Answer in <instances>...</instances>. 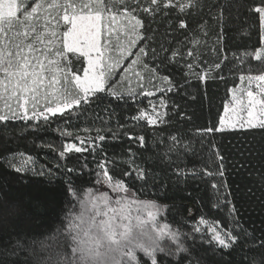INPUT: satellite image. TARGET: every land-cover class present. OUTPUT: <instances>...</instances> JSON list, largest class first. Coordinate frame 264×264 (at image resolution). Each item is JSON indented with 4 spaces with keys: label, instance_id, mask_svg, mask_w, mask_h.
I'll use <instances>...</instances> for the list:
<instances>
[{
    "label": "trees",
    "instance_id": "1",
    "mask_svg": "<svg viewBox=\"0 0 264 264\" xmlns=\"http://www.w3.org/2000/svg\"><path fill=\"white\" fill-rule=\"evenodd\" d=\"M186 2L164 7L162 0L160 12L137 16L145 63L168 80L155 94L103 91L63 113L41 116L42 107L35 116L31 111L26 119L0 121V264H37L48 254L40 242L52 243L46 238L63 230L70 212L80 211L79 198L117 181L130 199L158 206L157 221L179 233L188 251L177 252V243L165 237L161 246L172 254H158L164 264H259L264 130L219 124L241 77L264 73V59L253 57L262 46V23L252 9L261 0H195L181 11L178 5ZM67 62L76 74L85 67L78 54L70 53ZM152 103L163 106L157 124L141 117ZM68 144L84 151L68 152ZM216 233L238 242L223 249ZM49 251L55 258L64 249Z\"/></svg>",
    "mask_w": 264,
    "mask_h": 264
},
{
    "label": "snow or ice",
    "instance_id": "2",
    "mask_svg": "<svg viewBox=\"0 0 264 264\" xmlns=\"http://www.w3.org/2000/svg\"><path fill=\"white\" fill-rule=\"evenodd\" d=\"M161 4L162 0H148V7H144L141 0H0V101H3V107L12 114V118L16 117L18 111L26 119L30 110L34 116L37 114L41 100L45 104L44 110L39 113L41 116L45 112L52 115L63 113L82 101L86 103L91 93L103 90L101 85L106 72L115 67L116 62H103L102 48L107 49L111 43L108 38L102 42L105 30L110 37L112 29L109 25L115 24L120 17L131 23L133 30L138 26L143 27L142 20L137 16L140 13L154 15L161 11ZM171 5L172 0H167L163 6ZM194 6L195 0L178 5L181 11ZM252 10L264 22V0ZM105 19L109 25L104 23ZM180 27L186 28L187 25L180 21ZM57 43L62 47L58 48ZM129 43L135 44V40ZM161 49L164 50L163 46ZM66 53H78L88 58L83 77L72 71ZM92 53H96V56L93 57ZM140 54H146L143 48ZM188 55L192 56L193 53L189 52ZM262 58L264 52H258L256 59ZM61 62H65L64 67H61ZM253 79L264 81V75L249 77L250 82ZM258 87L259 98L252 91L247 93L246 108L250 119L247 125L240 123L242 129L247 126L249 129L264 130V119H257L254 114L255 110L264 116V87ZM234 100L243 105L240 97L234 96ZM13 104L16 111H13ZM8 119V115L0 114V121ZM149 122L154 123L152 120ZM99 139L103 141L104 137L100 136ZM140 140L143 141V137ZM73 150L84 151L75 144L66 146V151ZM102 175L111 182L107 170H103ZM143 177L144 172L137 169V178ZM112 189L117 194L128 191L122 181L114 183ZM69 191L77 195L74 189L70 188ZM130 203L120 198L113 207L107 193L94 195L89 191L79 198L80 211L70 212L65 217L63 230L57 229L56 233L46 238L52 243L40 242L41 252L48 254L37 264H164L158 254H172L166 253L161 246L165 237L177 243V252L188 251L179 245L178 232L172 231L168 225H156L158 210L148 211L147 219L141 215L133 217L125 210ZM141 207L148 209L155 208V205L143 203ZM204 222L203 219L200 221ZM213 238L223 249H231L233 243L238 242L237 237H231V242L226 241L219 233L214 234ZM54 246L64 249L55 252V258L49 251ZM257 246L264 247V241ZM259 264H264V254Z\"/></svg>",
    "mask_w": 264,
    "mask_h": 264
},
{
    "label": "rangeland",
    "instance_id": "3",
    "mask_svg": "<svg viewBox=\"0 0 264 264\" xmlns=\"http://www.w3.org/2000/svg\"><path fill=\"white\" fill-rule=\"evenodd\" d=\"M104 23L109 25V21L105 19ZM134 23V22H133ZM262 46L261 48L254 54V59H256V54L258 52H264V22H262ZM112 29L111 36L109 37L108 31L105 30L104 37L102 38V42L104 38L110 39L111 43L108 45L107 49L102 48L104 51V60L103 62L106 64L115 63V67L110 71L106 72L105 77L102 81V91L93 92L90 95H93L98 92H111V93H121L128 94L131 96L134 95H148L151 96L155 94L159 89L165 87L168 84V80L162 76H160L153 69H150L148 65L145 63V54H140V49L143 48L139 45L142 34L141 27H136L135 30L132 28V24L125 21L122 17L118 18L115 24L109 25ZM131 40H135V44H130ZM58 48L62 47L59 43L56 45ZM144 49V48H143ZM70 53H66V57ZM78 54V53H77ZM79 55V54H78ZM93 57L96 56V53H92ZM85 60V68L88 67V58L83 57ZM264 59V58H262ZM261 59V60H262ZM65 62H61V67H64ZM83 69V70H84ZM83 71L81 74H77L83 77ZM264 75L261 74H246L243 75V79H240L238 86L231 91V95L229 101L226 103L223 115L220 119L219 129H236L240 128V123H244L247 125V121L250 119L248 116V111L246 108L247 105V93L248 91H252L253 93L260 94V85L264 87V81H258L253 79L251 82L249 81V77H257ZM70 87H72L70 85ZM157 89V90H155ZM234 96L240 97L243 101V105L237 104L234 100ZM152 103L149 110L143 112L141 114L142 119L146 120L149 124H157L163 118V106L161 103ZM45 107L44 101L41 100L38 108ZM259 105H257V108ZM37 108V109H38ZM67 110V109H65ZM13 111H16L15 105L13 104ZM31 112V110L29 111ZM46 113V112H45ZM0 114H6L10 118L12 114L8 112L6 108L3 107V101H0ZM50 115V113H46ZM254 114L257 119H264V116H260L258 112L254 110ZM23 113L17 111L16 116H22ZM52 115V114H51ZM149 120L154 121V123H150ZM223 121V123H221ZM232 125H236V127H232ZM247 128V126L245 127ZM71 145V144H68ZM66 145V146H68ZM77 147H80L76 145ZM81 148V147H80ZM24 164H28V160L23 159ZM94 195H99L101 193H107L112 200V206L116 207L115 201L117 199L123 198L126 201H130L128 207L125 209L129 211L133 217L136 215H141L142 218L147 219V212L153 211L157 212L155 223L157 226H163L164 224H160L157 221V217L159 214V207L155 205V208H143L141 204L150 203L145 201H138L134 199H130L127 197L124 192L117 194L113 191L112 185L102 184L99 185L97 190L91 192ZM152 204V203H151ZM154 205V204H152ZM219 231V230H218ZM214 233V231H213Z\"/></svg>",
    "mask_w": 264,
    "mask_h": 264
}]
</instances>
